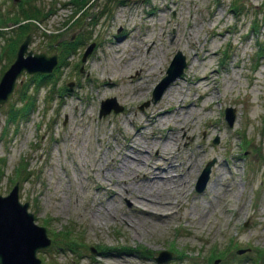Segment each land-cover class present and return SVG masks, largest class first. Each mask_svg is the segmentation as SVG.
I'll list each match as a JSON object with an SVG mask.
<instances>
[{
    "label": "rangeland",
    "instance_id": "rangeland-1",
    "mask_svg": "<svg viewBox=\"0 0 264 264\" xmlns=\"http://www.w3.org/2000/svg\"><path fill=\"white\" fill-rule=\"evenodd\" d=\"M20 2L0 0V16L9 17ZM29 2L44 12L27 26L28 48L56 52L58 65L35 91L36 82L26 85L29 74L22 71L0 103V194L17 181L18 200L27 201L33 221L45 227L50 243L35 250L40 264H101L107 252L128 251L149 255L152 264H264V0H85L75 11L72 0ZM9 24L0 23V74L15 49L8 40L16 24ZM62 40L76 41L63 62L57 51ZM176 50L184 57L180 73L166 85V96L162 91L149 100ZM112 79L115 85L105 84ZM22 86H28L26 92ZM30 93L34 100L27 108ZM109 96L121 109L98 115L99 101ZM159 99L169 109L188 104L185 123L193 141L175 127L174 117L152 126L128 122L127 114L153 111ZM10 105L24 110L8 123ZM227 106L230 124L223 116ZM209 123L221 131L206 138L207 153L190 175L186 162ZM128 136L137 160L130 166L134 171L122 173L116 168L119 158H113L121 150L127 154ZM210 159L204 187L196 191L194 181ZM19 161L30 172L27 179L13 174ZM169 163L184 182L170 193L171 218L164 223L147 217L143 223L123 187L155 194L157 185L140 174ZM104 205L108 215L94 221L91 215ZM213 227L220 231L212 232ZM62 230L68 235L61 236ZM193 230L207 239L194 238ZM160 250L170 254L157 261Z\"/></svg>",
    "mask_w": 264,
    "mask_h": 264
},
{
    "label": "water",
    "instance_id": "water-1",
    "mask_svg": "<svg viewBox=\"0 0 264 264\" xmlns=\"http://www.w3.org/2000/svg\"><path fill=\"white\" fill-rule=\"evenodd\" d=\"M31 34L26 32L17 43L13 58L0 74V103L8 97L15 78L25 70V73H48L56 64V53L32 51L28 48ZM93 42H89L80 54V61L85 59ZM184 57L176 50L165 67L163 76L152 86L149 100H155L165 86L178 75L184 64ZM82 68V64L79 66ZM72 81L66 83L71 86ZM148 100L141 102L145 105ZM117 111L121 105L117 104L113 96L105 97L99 101L98 115L109 110ZM224 119L231 122L232 109L225 107ZM212 159L207 160L202 166L194 181V189L202 190L207 179L209 166ZM18 182L15 181L6 194H0V264H40V259L35 255V250L46 247L50 243L45 227L33 221V216L27 210V201H19L17 196ZM91 252L94 248L90 246ZM168 250L158 251L155 259L162 261L169 256Z\"/></svg>",
    "mask_w": 264,
    "mask_h": 264
},
{
    "label": "bare ground",
    "instance_id": "bare-ground-1",
    "mask_svg": "<svg viewBox=\"0 0 264 264\" xmlns=\"http://www.w3.org/2000/svg\"><path fill=\"white\" fill-rule=\"evenodd\" d=\"M125 42L120 43V45L124 44ZM198 76L201 78V81H203L205 79L204 75H202L201 72L198 73ZM114 82L115 81L112 79V80H108V82L105 84L109 86V85H113ZM166 87H165L166 89L164 88L165 91L163 90V92H162L163 96H166V94L168 93V91L170 89V85H168ZM168 97L172 100L171 96H168ZM160 100L161 99H159V101L154 103L156 108L153 111H150L147 108V109L143 110V112H140L141 114H137V113L131 114L130 113V114H127L125 116L126 119L128 120L129 123H131V121L133 120V121H138V122H142V123H148L149 125H151L154 122H158L159 120H165L167 117H168V120H169V117H174L175 127L177 129H181L182 132H184L187 136H191V141H193L194 140V132L191 130L190 126L185 123L186 119H188V117L191 115V108L188 106V104L185 105V104H178L177 103V105H175L173 109H169L167 107H164V105L160 106V104H161ZM177 100H179V99H177ZM181 109L185 110V112L181 113V111H182ZM203 131H204V136L201 138L200 143L195 147V149H197L198 151L194 152L193 156L191 158H188V162H186V170H187V173H189L190 175H192L194 173L195 168H196L195 166H196L197 161H198L197 159L200 157L201 153H207L208 144L205 141L206 138L209 135H212L214 133L216 135L218 133H220L221 127H219L218 125H216L214 123H209L207 125V127H205L203 129ZM233 132H234V129L230 130L229 136ZM175 133H176V131H174V133L172 134L171 139H170V136H167L169 143L174 142ZM131 138H132V136H128L127 142L125 143V147L129 148V149H126V150H128L127 154L124 153V150H121L119 152V155H117L115 158H113V159L119 158V161H117L118 165L116 168L118 171H121L122 173L128 169H130L131 171H134V168H135V167L130 168L131 164L135 163V161L137 160L136 154L135 153L132 154L133 151L130 149L132 147ZM230 143H231V141L228 142V144H230ZM164 148H166V147H164ZM164 148H163V150H165ZM212 148L215 151V148L213 146L210 148V151L212 150ZM157 156H161L163 159H166V160H168V158H169V156H165L163 153L157 154ZM138 163H139V161H138ZM232 164L236 165V159L235 158H233ZM221 165H222V163H221ZM168 166L169 167L155 166L152 168L151 171L145 172L143 175H142V172L140 174L143 177L142 179L149 182L152 186L157 185L158 188L156 187L157 189L155 191H153V192H155V194H149V193H145L144 191L131 190L128 187H123V191H124L125 195H127V196H129V198H131V204L137 208V211L139 212V216L141 218L140 219L141 222H143V218L151 217V218H154L157 222L166 223L171 218V212H172V206H173V202L171 201V199L174 197H172L170 195V193L174 192L176 190V188L180 187L182 184H184V182L181 181L180 175H179V177H176V175L173 174L174 173L173 166H175V165L172 163H169ZM217 166L218 167L220 166L219 162L217 163ZM146 167L147 166H145V168L143 167L144 169L142 171H144L146 169ZM223 167H225V165ZM168 168H170L171 170L168 171ZM233 175H234V173H233ZM112 176H115V175L112 174ZM218 177H219V174L217 172V173H215L214 181ZM230 179H232L231 176H230ZM227 182H228V180H225V182L222 183L224 185L225 192L230 190L227 188ZM149 187H151V186H149ZM111 193H113V192H111ZM107 207H108L107 205L102 206V208H101L102 212L101 213H99L95 210V213H93L91 215L92 219L94 221H99L102 218L101 216L108 215ZM226 211H227V209H226ZM131 222L132 221H127L126 224L132 225ZM137 229H138V227H136L134 225L133 231H135ZM196 230H193L191 232V234L194 236V238L196 236H201L203 238V240L207 239L206 236L200 235V233ZM215 231H220L219 227H213L212 232H215ZM137 233H139V231H137ZM105 257L108 260L105 261L106 263L104 262L101 264H117L116 262H118V264H152V262H153V261L151 262V260L149 259V255H138V253H135L134 251L118 252V253L107 252L105 254ZM134 258H137L138 262L134 261L133 260ZM115 259H117L118 261L114 262Z\"/></svg>",
    "mask_w": 264,
    "mask_h": 264
},
{
    "label": "trees",
    "instance_id": "trees-1",
    "mask_svg": "<svg viewBox=\"0 0 264 264\" xmlns=\"http://www.w3.org/2000/svg\"><path fill=\"white\" fill-rule=\"evenodd\" d=\"M21 2L18 3V8L16 9L15 12H13L11 15H9V17L7 18H3V16H0V23H2L3 20H9L11 25L10 27H12V25L16 24L15 26V34L13 37L9 38L8 43L9 46L11 47V49H14L15 45H16V41L18 39H20V35H23V33L27 30V26L28 24H33L35 25L37 20L39 19V17H41L42 13L44 12L41 7L35 5V4H31V2H29V0H20ZM73 4H75V8L74 11L78 8L81 7V5H83L85 3V0H72ZM264 16V14H263ZM41 32L43 34H45L42 30ZM48 37L54 36L55 34H46ZM76 41L74 42H69L67 40H62L58 43V49L57 51L59 52V61L61 60L62 62L66 59V54L70 51V47L71 44H75ZM58 65V64H57ZM56 65V66H57ZM56 70V69H54ZM50 73H32L29 74L27 77V84L28 83H35V86H33L34 91L38 89L39 85L41 84L40 81L43 80L44 77L49 76ZM28 86H22V93L27 90ZM65 89V88H64ZM34 93V92H32ZM30 93L27 94L26 96L29 98V104H27V108L30 107V105H32L33 100H34V95ZM26 103V102H25ZM10 109L7 110V115H6V120L9 122H12L13 120H15L18 116H23V113L21 112L22 110H24V107H22V105L20 107L17 106H9ZM21 161H19L16 166L13 167V174L16 176L17 179H27L30 172L29 170L25 169V164L24 163H20ZM61 236L65 237L68 235L67 230H62L59 233Z\"/></svg>",
    "mask_w": 264,
    "mask_h": 264
}]
</instances>
